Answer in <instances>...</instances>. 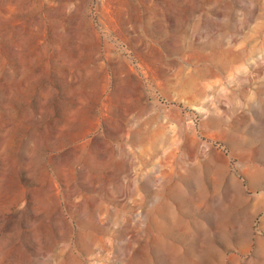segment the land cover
<instances>
[{"label":"rangeland","instance_id":"1","mask_svg":"<svg viewBox=\"0 0 264 264\" xmlns=\"http://www.w3.org/2000/svg\"><path fill=\"white\" fill-rule=\"evenodd\" d=\"M0 264H264V0H0Z\"/></svg>","mask_w":264,"mask_h":264}]
</instances>
